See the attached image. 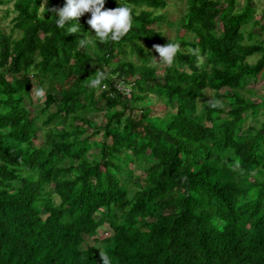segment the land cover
<instances>
[{"label": "trees", "instance_id": "1", "mask_svg": "<svg viewBox=\"0 0 264 264\" xmlns=\"http://www.w3.org/2000/svg\"><path fill=\"white\" fill-rule=\"evenodd\" d=\"M238 1L188 0L193 37L169 67L154 50L178 43L154 27L168 0H119L132 15L119 42L86 32L90 13L84 33L57 28L47 9L64 0H14L12 32L0 26V264H264V11Z\"/></svg>", "mask_w": 264, "mask_h": 264}, {"label": "clouds", "instance_id": "2", "mask_svg": "<svg viewBox=\"0 0 264 264\" xmlns=\"http://www.w3.org/2000/svg\"><path fill=\"white\" fill-rule=\"evenodd\" d=\"M46 2V0H45ZM106 0H64L62 7L47 9L55 16V24L59 29H64L65 34H77L81 32V24L79 18L85 13H90L87 24L90 26L86 31L96 37L100 42H119L132 28L131 9L126 5H121L118 0V6L113 9H105ZM52 15V17H53ZM67 26V27H66ZM91 30H94V34ZM78 46L87 48L93 43L85 34L82 38H78ZM180 44L166 43L164 45H155L154 50L158 53L159 62L171 67L175 58L180 51ZM106 74L100 71L96 72L95 78L90 79L87 87L96 89L102 86ZM43 96V90L36 93ZM218 102L213 101L215 106ZM102 264H112L111 258L103 252H100Z\"/></svg>", "mask_w": 264, "mask_h": 264}, {"label": "rangeland", "instance_id": "3", "mask_svg": "<svg viewBox=\"0 0 264 264\" xmlns=\"http://www.w3.org/2000/svg\"><path fill=\"white\" fill-rule=\"evenodd\" d=\"M238 2V7L240 9H243L246 6L248 0H239ZM251 5L255 9L256 18L260 17L264 11V0H252ZM187 11L188 0H168L167 7L158 11V14H161L163 16V19L159 24L154 26L156 29L161 30L164 33V37L166 39H172L174 41H177L178 44H180V46L182 47V49H185V47L181 42H179V38L182 36H186L189 38L193 37V33L189 31V29H187L185 25L187 23ZM16 15L17 13L14 10V0H5V2L0 3V26L7 34H10L12 32L14 26L13 19L16 17ZM253 29L257 32L260 31L258 26H255ZM18 35L19 34L16 33V36ZM257 59V57H254L250 61L255 62ZM162 70L163 69L160 68L159 72H162ZM102 88L103 87L96 88L97 93L101 92ZM253 88H255L256 94H254L252 98L257 102L261 101V98L264 96V76H261L259 78V81ZM36 93V89L33 88L32 108L33 110H36V113H39L40 110L44 108L45 92L43 96H38ZM212 95V92L209 91L207 96L212 97ZM151 99L154 101L153 98ZM162 112H164V110ZM89 118L93 120L96 126L103 125L105 122L104 111L92 110L89 113ZM252 122L253 120L250 119L247 125ZM91 132L92 131H89V133ZM100 136L101 135H98L97 138ZM98 234L99 238L107 237L108 230H106L105 228H101L98 231Z\"/></svg>", "mask_w": 264, "mask_h": 264}, {"label": "built area", "instance_id": "4", "mask_svg": "<svg viewBox=\"0 0 264 264\" xmlns=\"http://www.w3.org/2000/svg\"><path fill=\"white\" fill-rule=\"evenodd\" d=\"M115 88L124 94H130L132 90L131 85H128L124 80H117L115 82Z\"/></svg>", "mask_w": 264, "mask_h": 264}]
</instances>
